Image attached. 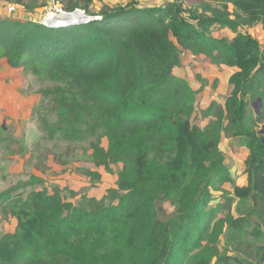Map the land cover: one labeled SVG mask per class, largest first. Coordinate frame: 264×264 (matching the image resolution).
<instances>
[{
  "label": "trees",
  "instance_id": "trees-1",
  "mask_svg": "<svg viewBox=\"0 0 264 264\" xmlns=\"http://www.w3.org/2000/svg\"><path fill=\"white\" fill-rule=\"evenodd\" d=\"M66 1L65 10L101 19L48 27L0 17V60L56 84L33 109L47 130L53 114L75 140L91 132L97 164L122 169L108 192L111 203L105 196L75 206L46 190L0 196L17 219L0 238V264H264V48L243 30L264 25V0H175L161 7L135 1L96 12L92 0ZM216 27L235 36L218 38ZM185 51L236 68L224 107L214 113L212 103L207 113L215 119L204 127L192 123L199 91L174 74ZM224 134L250 154L247 184L233 187L236 215L220 217L218 207L207 206L217 186L232 180L220 148ZM162 199L174 202L170 221L161 218Z\"/></svg>",
  "mask_w": 264,
  "mask_h": 264
},
{
  "label": "rangeland",
  "instance_id": "rangeland-1",
  "mask_svg": "<svg viewBox=\"0 0 264 264\" xmlns=\"http://www.w3.org/2000/svg\"><path fill=\"white\" fill-rule=\"evenodd\" d=\"M60 1L63 6L66 0ZM135 1L142 7H161L175 0H92L89 8L96 12L105 4L116 7ZM36 5L42 6L27 10L20 4L0 1V17L38 22L49 15V18L56 19L51 14L54 12V9H50L51 0H38ZM243 30L255 37L264 48V25L244 27ZM212 31L218 38L231 39L235 36L228 28L216 27ZM182 59L181 67L176 68L174 74L188 79L194 89L199 91L192 123L204 127L215 119L207 113L211 104L216 103L214 113L224 107L232 89L229 79L236 68L213 65L208 58L193 56L186 51ZM0 81V126H3L0 131V196L7 192L11 195H27L32 191L46 190L49 194L58 193L75 206L90 207L91 199L102 200L105 196L108 197L107 203L113 202L108 192L117 188L116 180L121 165L111 164L110 169H107L97 164L92 157L96 136L85 132L84 140L80 142L66 131L65 124L55 115L46 116L53 125L47 130L33 114L34 106L43 99L42 92L56 84L40 80L38 76L25 73L22 69H11L5 59L0 60ZM253 107L260 110L257 104L254 106L253 103ZM260 128L264 134V124ZM102 146L107 148L106 138L102 139ZM220 148L226 155L225 164L232 180L217 186L218 191L214 192V198L207 207H218V216L225 217L229 212L236 215L238 200L234 197L233 187L235 184H247L246 160L250 151L227 134L223 135ZM157 204L163 220L170 221L175 216L176 208L172 200L162 199ZM16 225V217L0 205V238L13 232ZM225 240V236L220 240V251L225 248ZM230 253L245 256L243 250H230Z\"/></svg>",
  "mask_w": 264,
  "mask_h": 264
},
{
  "label": "built area",
  "instance_id": "built-area-1",
  "mask_svg": "<svg viewBox=\"0 0 264 264\" xmlns=\"http://www.w3.org/2000/svg\"><path fill=\"white\" fill-rule=\"evenodd\" d=\"M51 3H52V7L50 9L51 10L54 9V12H51V14L52 13L55 14V17H65V15H67L68 12L69 13L73 12L74 14L78 13V14H81V15H84V14L87 15L85 13V11L81 10V9H76L75 11H67V10H65L64 7L61 5V1L60 0H51ZM12 8L14 9L15 7H12ZM48 16L49 15L44 17L43 21L41 20V22L44 25L48 26V27H66V26L77 25V24H81V23H87V22H90L93 19H101V17H98V16L93 17V16H90V15L89 16L87 15L88 17H85L86 19H84V20H82V21H80L78 23H74V22L70 21V22H68L66 24H62L61 23L60 25H53L52 26L50 24V22L53 19L49 18ZM66 18L68 19V18H71V17H66Z\"/></svg>",
  "mask_w": 264,
  "mask_h": 264
},
{
  "label": "bare ground",
  "instance_id": "bare-ground-1",
  "mask_svg": "<svg viewBox=\"0 0 264 264\" xmlns=\"http://www.w3.org/2000/svg\"><path fill=\"white\" fill-rule=\"evenodd\" d=\"M55 17V14L53 15ZM73 16V17H72ZM71 16V18H69L70 20H68L66 17H56V19H53L50 24L51 25H60L61 23L62 24H66L70 21L74 22V23H78L84 19H86L84 17V15H81V14H78V13H75Z\"/></svg>",
  "mask_w": 264,
  "mask_h": 264
},
{
  "label": "water",
  "instance_id": "water-1",
  "mask_svg": "<svg viewBox=\"0 0 264 264\" xmlns=\"http://www.w3.org/2000/svg\"><path fill=\"white\" fill-rule=\"evenodd\" d=\"M74 13L73 12H71V13H67V15H65V17H71L72 15H73ZM73 17V16H72ZM84 17H88L87 15H85L84 14ZM68 20H70L69 18H68ZM41 22V21H40ZM42 23V22H41ZM43 24V23H42ZM53 26V25H52ZM256 104L258 105V107L260 108L261 107V99H259L257 102H255L254 103V106H256ZM255 111H256V113L257 114H259L260 113V110L258 109V110H256V108H255Z\"/></svg>",
  "mask_w": 264,
  "mask_h": 264
},
{
  "label": "crops",
  "instance_id": "crops-1",
  "mask_svg": "<svg viewBox=\"0 0 264 264\" xmlns=\"http://www.w3.org/2000/svg\"><path fill=\"white\" fill-rule=\"evenodd\" d=\"M6 62H7V61H6ZM7 64H8V63H7ZM8 66H9V64H8ZM9 67H10V66H9ZM10 68H11V67H10ZM11 69H13V68H11ZM16 70H19V69H16ZM1 85H2V83H1V81H0V88L2 87ZM5 85H6V84H5ZM5 85H4V86H5ZM116 165H117V164H116ZM119 165H121V164H119ZM121 169H122V165H121ZM117 180H118V178H117ZM117 180H116V182H117Z\"/></svg>",
  "mask_w": 264,
  "mask_h": 264
}]
</instances>
